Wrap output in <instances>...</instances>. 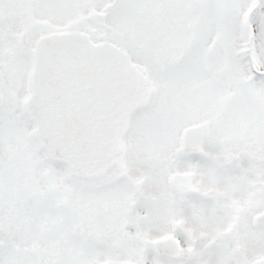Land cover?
<instances>
[{
	"label": "snow or ice",
	"instance_id": "snow-or-ice-1",
	"mask_svg": "<svg viewBox=\"0 0 264 264\" xmlns=\"http://www.w3.org/2000/svg\"><path fill=\"white\" fill-rule=\"evenodd\" d=\"M0 264H264V0H0Z\"/></svg>",
	"mask_w": 264,
	"mask_h": 264
}]
</instances>
